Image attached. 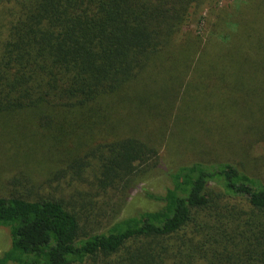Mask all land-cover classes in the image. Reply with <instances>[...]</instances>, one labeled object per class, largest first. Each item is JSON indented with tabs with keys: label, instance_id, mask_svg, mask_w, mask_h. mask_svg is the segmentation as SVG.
<instances>
[{
	"label": "trees",
	"instance_id": "16d2710c",
	"mask_svg": "<svg viewBox=\"0 0 264 264\" xmlns=\"http://www.w3.org/2000/svg\"><path fill=\"white\" fill-rule=\"evenodd\" d=\"M242 95L264 99V0H0V129L52 155L18 145L26 183L73 174L106 206L166 180L99 229L55 195H0V264H264V180L224 152Z\"/></svg>",
	"mask_w": 264,
	"mask_h": 264
},
{
	"label": "rangeland",
	"instance_id": "374dc122",
	"mask_svg": "<svg viewBox=\"0 0 264 264\" xmlns=\"http://www.w3.org/2000/svg\"><path fill=\"white\" fill-rule=\"evenodd\" d=\"M222 2L227 3L228 0H221V4ZM205 13L206 12H203L202 15ZM241 97L244 98L241 100L239 96L241 109L232 119V121L240 123L239 126L236 127L235 132L238 134L237 143L241 150V154L238 156L231 155L229 151H232V148H230L229 151L228 148H224L225 151H223L226 154L228 152L226 157L230 159L232 157L237 163L241 162L249 174L264 180V116L260 113L261 110H264V105L261 108H256L260 103L264 102V99L263 96L259 99H249L243 95ZM250 105H252L251 109L249 108V111L246 110ZM28 125V122L23 120L22 127L31 130ZM171 131L170 133H172ZM33 134L35 141L30 137L24 136V133L5 132L0 129V183H2L0 184V195H4L14 189L18 190V192L22 189L21 193H29L30 191L32 193L38 192L34 193L37 195L49 196V194H51L53 197L55 195L56 198H63L66 200L69 210L76 214L83 227L99 229L118 218L124 217L131 210L154 207L143 194H145V192L161 193L166 185L162 170L151 172L138 180L139 182L135 184L133 190H130L127 198L125 194L115 195L111 201L106 203V206L97 203V199L93 197L92 194L90 195L87 189H84L83 184L85 182L81 183L82 187L77 186L75 182H71L70 177L74 176L73 174H68L66 178L62 175L60 180L53 182H48L47 179L38 176L37 183L40 182V184L32 186L30 183H26L27 178L21 177V174L25 176L23 173V170H25L23 160L27 156V153L23 151H18L17 153L18 145H21L24 151L30 148L33 150L35 148L39 156L44 158L43 160L38 159V165L43 169H45L48 162L51 161L49 159H52V155L49 154L47 148L35 144L39 141L37 136L40 137L41 135L38 133ZM203 139L204 134L200 136V140ZM32 144H34V146H31ZM185 144L184 142L183 145ZM163 146L164 147L159 151V158L166 165L173 166L178 161L177 150L176 148H168L165 144ZM182 154L186 155L184 152ZM49 155L50 157L48 158ZM30 166L33 169L37 168L35 169L37 172H43L34 165L30 164ZM26 169L31 168L27 165ZM43 180H45V182ZM102 203L104 204V202ZM10 242L11 236L8 228L1 227L0 255L9 248Z\"/></svg>",
	"mask_w": 264,
	"mask_h": 264
}]
</instances>
